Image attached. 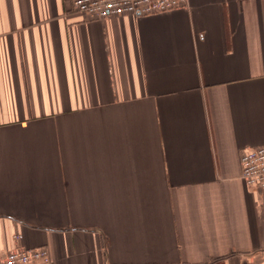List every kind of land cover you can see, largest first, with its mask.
Here are the masks:
<instances>
[{
	"label": "crops",
	"instance_id": "0c3cea01",
	"mask_svg": "<svg viewBox=\"0 0 264 264\" xmlns=\"http://www.w3.org/2000/svg\"><path fill=\"white\" fill-rule=\"evenodd\" d=\"M261 145L264 0L99 20L0 0V261L264 264L241 176Z\"/></svg>",
	"mask_w": 264,
	"mask_h": 264
},
{
	"label": "built area",
	"instance_id": "2783aa9c",
	"mask_svg": "<svg viewBox=\"0 0 264 264\" xmlns=\"http://www.w3.org/2000/svg\"><path fill=\"white\" fill-rule=\"evenodd\" d=\"M189 0H72L76 12L99 20L117 15L161 14L188 4ZM242 178L248 186L264 191V145L246 148L241 154ZM15 238H22L16 235ZM49 248L19 247L9 252L0 264H51Z\"/></svg>",
	"mask_w": 264,
	"mask_h": 264
}]
</instances>
